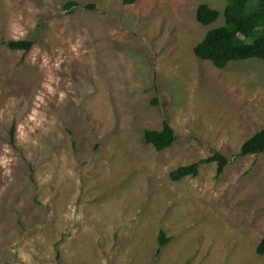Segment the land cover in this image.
I'll list each match as a JSON object with an SVG mask.
<instances>
[{
	"label": "rangeland",
	"instance_id": "rangeland-1",
	"mask_svg": "<svg viewBox=\"0 0 264 264\" xmlns=\"http://www.w3.org/2000/svg\"><path fill=\"white\" fill-rule=\"evenodd\" d=\"M67 1L0 0V264H264V153L236 155L264 127V61L194 54L227 0ZM214 152L219 176L170 178Z\"/></svg>",
	"mask_w": 264,
	"mask_h": 264
},
{
	"label": "trees",
	"instance_id": "trees-1",
	"mask_svg": "<svg viewBox=\"0 0 264 264\" xmlns=\"http://www.w3.org/2000/svg\"><path fill=\"white\" fill-rule=\"evenodd\" d=\"M135 0H124L132 3ZM79 5L77 1L68 0L64 6L71 8ZM93 9L94 4L85 5ZM220 12L202 3L196 10V19L202 25L214 23ZM224 23L219 27L210 29L204 38L194 47V54L202 60L210 61L219 68H224L231 61L261 59L264 61V0H227L223 10ZM34 42L31 39L10 40L5 45L12 50L29 51ZM157 104V100H153ZM14 129V128H13ZM12 129V131H13ZM177 136L172 126L165 119L160 130L146 129L143 132V141L151 144L157 150L170 147ZM264 153V127L250 138L245 140L237 156H246ZM228 158L219 152L200 159L194 163L183 165L170 173V178L179 181L186 177L197 176L202 164L215 163L216 176H219L228 165ZM170 238L160 232L159 247L164 246ZM256 253L264 255V237L256 246Z\"/></svg>",
	"mask_w": 264,
	"mask_h": 264
}]
</instances>
